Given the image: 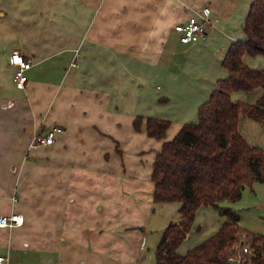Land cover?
Instances as JSON below:
<instances>
[{
	"label": "crops",
	"instance_id": "obj_1",
	"mask_svg": "<svg viewBox=\"0 0 264 264\" xmlns=\"http://www.w3.org/2000/svg\"><path fill=\"white\" fill-rule=\"evenodd\" d=\"M252 2L0 0V215L25 216L21 226L0 227L9 264H146L148 236L131 230L123 210L153 201L155 156L184 124L197 122L199 107L228 75L222 61L232 43L247 38ZM205 6L207 38L182 43L174 26ZM15 51L33 62L23 89L14 81ZM244 61L264 68V55ZM262 93L232 98L254 103ZM138 116L171 121L167 136L151 138L145 125L136 131ZM257 123L247 125L258 139L242 134L264 149ZM54 125L64 128L56 142L33 147L35 135ZM246 188L252 198L233 210L264 239V183ZM90 190L98 196L89 198Z\"/></svg>",
	"mask_w": 264,
	"mask_h": 264
},
{
	"label": "trees",
	"instance_id": "obj_2",
	"mask_svg": "<svg viewBox=\"0 0 264 264\" xmlns=\"http://www.w3.org/2000/svg\"><path fill=\"white\" fill-rule=\"evenodd\" d=\"M243 29L247 38L229 47L222 61L228 75L218 80L199 107L197 122L184 124L155 156L154 203L180 205L179 218L165 228L156 247L155 264H224L229 248L243 234L253 240L254 263L264 264V239L244 229L231 207L222 206L225 201L238 202L246 187L264 183V149L250 145L241 131L245 118L264 125V68L244 61L246 55H264V0H253ZM257 89L263 93L255 103L232 98L234 93ZM133 125L136 131L145 125L149 137L162 140L171 121L138 116ZM202 207L217 209L224 222L214 235L180 254Z\"/></svg>",
	"mask_w": 264,
	"mask_h": 264
},
{
	"label": "rangeland",
	"instance_id": "obj_3",
	"mask_svg": "<svg viewBox=\"0 0 264 264\" xmlns=\"http://www.w3.org/2000/svg\"><path fill=\"white\" fill-rule=\"evenodd\" d=\"M259 90L262 91V89H259ZM242 102H245V100H242ZM194 118L195 120H197L196 115ZM195 120L193 119L192 121H195ZM247 122L248 124H250V122H253L255 124H258V123L255 120H252L249 118L242 119L241 121L242 133L247 139H249L250 137V140L253 142L254 138L258 139V133L256 129L247 125ZM248 131L251 134V136H249ZM149 163L150 161H146V160L143 162L146 168L149 167ZM151 191L148 190L146 192L147 194H150ZM89 193L91 195L95 194V196H91L89 198H96L98 196V194H96L94 190H90ZM113 194H114L113 191H109L106 197L108 198L110 196V198H113L114 197ZM134 194L136 195V198L133 196L131 192L129 191L126 192V195H128L129 197H132L133 199H136V201L142 200L139 197V193L134 191ZM251 198H252V195L250 194V189L246 188L245 199L240 200L239 202H235V203L225 201L222 204V206H226V207L228 206V207H231L232 209L239 210L238 208L244 205L245 202ZM148 202L150 203V205L148 206L147 209L145 207H139V210H136L133 207H131V210H128V211L123 210V211L126 215H128V219H129L128 222L133 224L131 225V227H133L131 228L132 231H135L137 233L142 231L143 233L147 234L148 239L146 241V245H147L146 248L148 251L146 254L145 261H146V264H155V247L160 239L161 234L163 233L165 227L167 226V224L170 223L172 220H176L178 218L177 209L179 208V204L165 203L163 205H157L154 203V201H152V199L151 200L149 199ZM239 211L241 212V210ZM245 215L247 214L242 213L243 217H245ZM147 217H149L148 222L146 221ZM222 221H224V218L220 216L217 209L212 208V207H205V209L201 210V212L197 215L196 224H195L196 225L195 227L201 226V230L198 231L196 228L193 229L192 235L181 244L179 248V252L184 254L188 250L195 247L196 245H199L202 242H204L206 239L211 237L212 234L214 235V233L218 232L219 225ZM145 222L147 223L143 224ZM128 239L132 240L130 238Z\"/></svg>",
	"mask_w": 264,
	"mask_h": 264
},
{
	"label": "built area",
	"instance_id": "obj_4",
	"mask_svg": "<svg viewBox=\"0 0 264 264\" xmlns=\"http://www.w3.org/2000/svg\"><path fill=\"white\" fill-rule=\"evenodd\" d=\"M211 8L205 6L196 11L186 21L179 22L174 26L180 36V41L185 44L196 43L207 38L209 26L211 25ZM11 64L16 66L14 74L15 84L23 89L28 82L27 72L32 68L33 62L20 51L12 53L10 58ZM73 66H77L74 63ZM64 132V128L54 125L48 129L38 132L33 140V147L53 145L57 137ZM25 222L23 214L13 213L10 215H0V227L13 228L21 226ZM248 234L235 241L229 248L224 264H255L253 259L256 255L252 247L253 240ZM10 258L6 254H0V264H9Z\"/></svg>",
	"mask_w": 264,
	"mask_h": 264
}]
</instances>
